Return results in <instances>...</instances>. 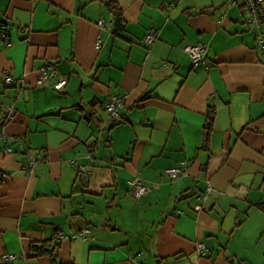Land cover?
Listing matches in <instances>:
<instances>
[{
  "label": "crops",
  "instance_id": "crops-1",
  "mask_svg": "<svg viewBox=\"0 0 264 264\" xmlns=\"http://www.w3.org/2000/svg\"><path fill=\"white\" fill-rule=\"evenodd\" d=\"M1 25L4 264H264V2L0 0ZM48 64L62 90L37 85Z\"/></svg>",
  "mask_w": 264,
  "mask_h": 264
},
{
  "label": "built area",
  "instance_id": "built-area-1",
  "mask_svg": "<svg viewBox=\"0 0 264 264\" xmlns=\"http://www.w3.org/2000/svg\"><path fill=\"white\" fill-rule=\"evenodd\" d=\"M264 0H246V5L251 10L253 18L257 19L258 16V5L260 2H263ZM99 25H104L103 20H99ZM6 31V25L0 26V32L2 35H5ZM159 37L158 30H151L148 31L144 37V43L146 45H152L155 40ZM258 41L263 45L264 47V32H259L257 34ZM102 44L101 38L99 37L97 42V47L100 48ZM187 52L189 53L191 60L194 65L200 64L205 59L206 54V46L204 44H188L185 48ZM49 78H56V81L54 82V88L57 90H62L66 83L68 82V77L66 75L60 74L57 67L54 64H48L41 68L39 71V74L37 76V85L43 86L45 84V81ZM12 80L11 76L6 77V82H10ZM125 104L124 97L122 96H113L106 104L105 107L107 111L109 112V115L111 119L116 120L119 116V111L121 107ZM13 116V107L12 106H6V120L10 119ZM0 138L3 140H10L13 138L6 137L5 135L0 134ZM11 147H7L5 150H9ZM28 166L29 169L32 170L34 163L36 162V159L33 155L28 154ZM85 167H82L84 169ZM166 174L171 178L174 179L178 177L182 169L179 166H172L166 169ZM6 172L4 170L0 169V182L2 179L6 176ZM131 185L135 187V195L139 196L143 193H145L149 187H147L143 181L139 177H135L130 181ZM91 232V229L89 227L82 228L80 232V236L86 237V235ZM78 234L74 233L70 235L71 238H76ZM67 235H64L63 233H60L58 238L59 240H63L67 238ZM207 249L205 243L201 242L199 244V250L204 254L205 250ZM16 258V255L14 253H3L0 256V263L4 264L6 262H11Z\"/></svg>",
  "mask_w": 264,
  "mask_h": 264
},
{
  "label": "trees",
  "instance_id": "trees-1",
  "mask_svg": "<svg viewBox=\"0 0 264 264\" xmlns=\"http://www.w3.org/2000/svg\"><path fill=\"white\" fill-rule=\"evenodd\" d=\"M213 112H214L213 109L209 110V120L207 122V127H209V129L211 128V124H212V120H213ZM35 248L38 251V253L48 252L52 256H55V245H53L51 247H46V248L45 247L42 248V247L36 246Z\"/></svg>",
  "mask_w": 264,
  "mask_h": 264
},
{
  "label": "water",
  "instance_id": "water-1",
  "mask_svg": "<svg viewBox=\"0 0 264 264\" xmlns=\"http://www.w3.org/2000/svg\"><path fill=\"white\" fill-rule=\"evenodd\" d=\"M119 20H120L119 17H116V19H115V25H114L115 26V28H114L115 30L118 29V28H121V26L119 24L120 23Z\"/></svg>",
  "mask_w": 264,
  "mask_h": 264
},
{
  "label": "rangeland",
  "instance_id": "rangeland-1",
  "mask_svg": "<svg viewBox=\"0 0 264 264\" xmlns=\"http://www.w3.org/2000/svg\"><path fill=\"white\" fill-rule=\"evenodd\" d=\"M264 2V1H263Z\"/></svg>",
  "mask_w": 264,
  "mask_h": 264
}]
</instances>
